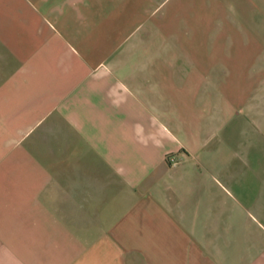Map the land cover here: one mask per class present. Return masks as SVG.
I'll return each instance as SVG.
<instances>
[{"label": "crops", "instance_id": "1", "mask_svg": "<svg viewBox=\"0 0 264 264\" xmlns=\"http://www.w3.org/2000/svg\"><path fill=\"white\" fill-rule=\"evenodd\" d=\"M218 49L250 50L264 218V0H0V264H239V156L190 116L221 111Z\"/></svg>", "mask_w": 264, "mask_h": 264}, {"label": "rangeland", "instance_id": "2", "mask_svg": "<svg viewBox=\"0 0 264 264\" xmlns=\"http://www.w3.org/2000/svg\"><path fill=\"white\" fill-rule=\"evenodd\" d=\"M227 36L224 35V42L227 41ZM206 59L213 62L205 67L208 73L217 69V73L224 75L221 111L216 114L208 106L206 113L203 110L200 114L192 105L190 116L192 121L197 117H207V120L216 118L218 125H221L208 143L210 152L207 155L225 156L232 152L234 156H239L238 164L235 162L237 171L240 170L239 183L233 189L230 185L228 188L231 190L230 200L239 205L237 232L235 231L239 240L235 252L239 264H250V240L264 236V218L252 209L250 202V163L247 167L241 163V159H250V50H207ZM179 68L182 70L183 67ZM221 139V152H214L216 143Z\"/></svg>", "mask_w": 264, "mask_h": 264}, {"label": "built area", "instance_id": "3", "mask_svg": "<svg viewBox=\"0 0 264 264\" xmlns=\"http://www.w3.org/2000/svg\"><path fill=\"white\" fill-rule=\"evenodd\" d=\"M168 161H170V163L173 165V166H178L180 164V160H178L176 157L174 156H170L168 157Z\"/></svg>", "mask_w": 264, "mask_h": 264}]
</instances>
